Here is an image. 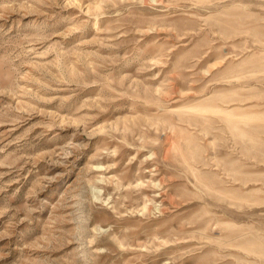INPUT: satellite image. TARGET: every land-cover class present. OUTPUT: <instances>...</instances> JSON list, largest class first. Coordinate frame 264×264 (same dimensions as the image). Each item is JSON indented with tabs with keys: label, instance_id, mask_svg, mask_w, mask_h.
<instances>
[{
	"label": "rangeland",
	"instance_id": "rangeland-1",
	"mask_svg": "<svg viewBox=\"0 0 264 264\" xmlns=\"http://www.w3.org/2000/svg\"><path fill=\"white\" fill-rule=\"evenodd\" d=\"M0 264H264V0H0Z\"/></svg>",
	"mask_w": 264,
	"mask_h": 264
}]
</instances>
